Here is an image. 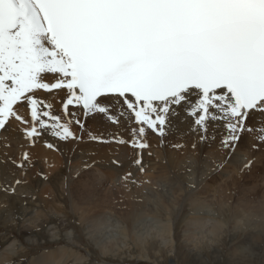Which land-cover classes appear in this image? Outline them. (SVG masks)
Masks as SVG:
<instances>
[{
  "label": "snow or ice",
  "instance_id": "6c2138e0",
  "mask_svg": "<svg viewBox=\"0 0 264 264\" xmlns=\"http://www.w3.org/2000/svg\"><path fill=\"white\" fill-rule=\"evenodd\" d=\"M89 121L114 130L94 134ZM84 133L109 146L107 158L77 148ZM153 136L158 147L190 146L205 159L215 146L222 159L205 176L237 164L243 151L240 171H252V153L264 155V0H0V142L20 149L5 152L10 166L0 169V193L19 197L15 207L0 205L5 264H27L8 258L20 248V222L46 211L39 185L52 177L42 167L56 163L35 159L38 146L62 157L69 173L79 152L76 176L122 169L118 182L131 192L160 187L139 179ZM74 179L57 183L70 194ZM105 179L100 173L95 186ZM190 211L218 215L206 201ZM230 255V264H253L254 242Z\"/></svg>",
  "mask_w": 264,
  "mask_h": 264
},
{
  "label": "rangeland",
  "instance_id": "374dc122",
  "mask_svg": "<svg viewBox=\"0 0 264 264\" xmlns=\"http://www.w3.org/2000/svg\"><path fill=\"white\" fill-rule=\"evenodd\" d=\"M88 127L94 134L114 130L91 121ZM123 134L127 137L126 133ZM83 139L84 142L77 145L78 149L86 153L96 150L98 156L108 157L109 146L89 141L87 133L83 134ZM12 143V155L15 156L20 149L17 141ZM151 143L150 168L139 179H150L152 184L160 187L154 189L144 184L134 187L128 196L130 193L118 182L122 169L110 171L97 166L76 176L80 170L79 152L73 153L69 173L63 167L65 161L62 157L42 149L44 157L41 156V161L45 158L50 162L58 159L56 168L49 170L52 182L39 185L41 189H46L45 196H41L46 211L39 222L30 219L20 222L23 229L18 240L22 250L11 259L26 257L28 263L41 255L60 256L61 249L65 247L86 256V261L80 263L73 252L74 257L66 264H230V254L240 244L254 242L256 255L253 264H264V155L252 153L257 157V163L251 172L240 171L239 163L243 162L244 155H248L243 151L237 154V164L228 165L220 174L205 176L207 169L213 166L211 160L222 159L215 146L211 150L205 149L208 154L205 159L199 151L193 152L190 146L182 152L167 143L158 147L159 140L154 136ZM3 146L0 142V157L5 158L2 155L6 152ZM68 147L71 148V145ZM110 147L114 149L117 146ZM120 147L123 151V146ZM186 167L192 171H185ZM45 169L42 167V170ZM100 173L106 179L103 185L96 187L95 180ZM69 174L75 179L71 193L67 194L68 189L57 181ZM189 181L203 186L199 192H191L186 187ZM32 184L36 181L33 180ZM18 199V196L5 197L0 193V205L7 203L9 207H15L17 205L13 201ZM196 201H206L218 215H193L190 206ZM81 207L90 208L92 213L82 215L84 209L81 211ZM3 211L4 208L0 207V213ZM196 218L199 221L211 219L214 223L208 229L198 230L192 227ZM42 224L46 226L42 227ZM95 224L100 226L96 230ZM165 225L172 229L170 235L164 233ZM101 226L103 235H98L97 230ZM209 232L215 234L208 235ZM67 242H73V245ZM98 242L107 250H112L106 251L108 253L104 258L96 248ZM54 251L56 254H50Z\"/></svg>",
  "mask_w": 264,
  "mask_h": 264
},
{
  "label": "bare ground",
  "instance_id": "6f19581e",
  "mask_svg": "<svg viewBox=\"0 0 264 264\" xmlns=\"http://www.w3.org/2000/svg\"><path fill=\"white\" fill-rule=\"evenodd\" d=\"M106 129V128H105ZM108 129V128H107ZM106 129V130H107ZM111 129V128H110ZM127 134V133H126ZM124 135V134H123ZM13 144V143H12ZM4 147V146H3ZM13 147V146H12ZM12 148L10 147V148H5L4 147V151H6L7 153H9V154H11L12 155V153L14 154V151H12L11 150ZM42 149L44 150V148H42V147H37L35 150H34V152H33V157L35 158V159H37L38 161H41V156H43L42 155ZM2 151V150H1ZM12 151V152H11ZM19 152V151H18ZM18 152H16V155L18 154ZM2 154V153H1ZM2 155H4V154H2ZM157 155H159L160 156V154H158V152H157ZM1 156V155H0ZM44 157V156H43ZM1 159H3V160H1ZM0 161H3V162H0V169H4V168H6V167H8V166H10V165H8L6 162H7V157L5 156V158L4 157H0ZM55 163H56V165L58 164V159H55V161H54ZM200 165V164H199ZM200 167V166H199ZM163 168V167H162ZM183 168V167H182ZM53 169H51V171H52ZM176 170V169H175ZM178 170V169H177ZM44 171V170H43ZM45 171H47V172H49V169H45ZM170 171V170H169ZM181 171V170H180ZM183 171V170H182ZM231 171H233V170H231ZM106 172V171H105ZM160 172V171H159ZM159 172H157V173H159ZM17 175H19V173L17 174ZM162 175V174H161ZM158 176H160V175H158ZM155 177V176H154ZM162 177V176H161ZM229 177V176H228ZM87 179V178H86ZM92 179V178H91ZM155 179V178H154ZM157 180V179H156ZM155 180V181H156ZM81 183V182H80ZM93 186H94V184H93ZM61 187V186H60ZM91 188V187H90ZM81 190L83 189V187L81 186V188H80ZM96 189V188H95ZM46 189H41V192H40V196H45V194H46V191H45ZM82 192V191H81ZM89 192V191H88ZM199 192V191H198ZM130 194H127V196L128 195H131L132 194V191L131 192H129ZM133 193H134V191H133ZM180 193V192H179ZM207 194V193H206ZM178 196V195H177ZM183 196V195H182ZM197 197V196H196ZM177 199V198H176ZM78 200V199H77ZM102 202V201H101ZM174 202V201H173ZM166 204V203H165ZM84 205V204H83ZM85 205H86V203H85ZM74 206H75V204H74ZM98 206V205H97ZM91 207H93V206H91ZM99 207V206H98ZM84 209V210H83ZM99 209H100V207H99ZM80 210L82 211H84V213L82 212L81 214L83 215V214H87V215H90L91 213H92V211H91V209L89 208H87V207H81L80 208ZM77 211V210H76ZM81 215V216H82ZM168 215V214H167ZM107 216V215H106ZM111 218V217H110ZM194 218V217H193ZM99 220H100V218H98ZM97 219V220H98ZM199 218H196L194 221H193V223L196 221V220H198ZM200 220V219H199ZM202 221H204V220H202ZM201 221V222H202ZM193 223H192V225H193ZM222 223V222H221ZM186 224H188V223H186ZM226 224V223H225ZM224 224V225H225ZM100 225V224H99ZM186 226V225H185ZM98 227H100V226H97L96 224H95V227H94V229L96 230ZM161 227V226H160ZM187 228H189V226L187 227ZM163 231H164V233L165 234H168V235H170L171 234V228H169V226H167V225H165V226H163ZM121 230V229H120ZM195 230V229H194ZM119 233V232H118ZM192 234V233H191ZM66 235H68V234H66ZM65 235V236H66ZM154 241V240H153ZM67 243H69V244H72L73 245V242H67ZM99 244V245H98ZM98 244H97V246H96V248H97V250L99 251V253H100V255L102 256V258H104L105 256H106V254L108 253V252H106V251H112V250H107L106 249V247L103 245V244H101V243H99L98 242ZM22 246V245H21ZM20 249L22 250V247H20ZM20 250V251H21ZM50 251V250H49ZM74 251L72 250V249H69V248H65V247H63L62 249H61V252H60V256H56V255H50V256H45V255H41V256H38V257H36V258H32L31 260H30V262H28L27 264H66L68 261H69V259L70 258H72V257H74V253H75V255H76V261H79L80 263L81 262H85L86 261V256H82V255H79V254H77L76 252H74ZM50 254H56L55 253V251H54V253H50ZM14 256V255H13ZM13 256H11V258L13 257ZM106 262V261H105ZM96 264H106V263H96Z\"/></svg>",
  "mask_w": 264,
  "mask_h": 264
},
{
  "label": "clouds",
  "instance_id": "9594fccd",
  "mask_svg": "<svg viewBox=\"0 0 264 264\" xmlns=\"http://www.w3.org/2000/svg\"><path fill=\"white\" fill-rule=\"evenodd\" d=\"M42 216H43V213H36L32 218H30V220L38 222L42 218ZM213 223L214 221L211 219H208L202 222L197 220L196 222L193 223L192 227L203 231L205 229L210 228ZM218 226L221 228L223 227V225H218ZM214 234H215L214 232L208 233V235H214ZM18 251H20V248L14 253H12L11 256L15 255ZM11 256H9L8 258L10 259ZM0 264H5V257L3 253L0 254Z\"/></svg>",
  "mask_w": 264,
  "mask_h": 264
}]
</instances>
